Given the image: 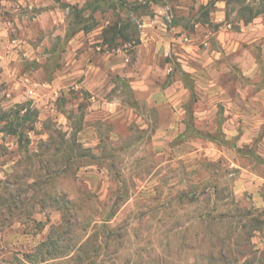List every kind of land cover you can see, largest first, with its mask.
Masks as SVG:
<instances>
[{
	"label": "rangeland",
	"instance_id": "1",
	"mask_svg": "<svg viewBox=\"0 0 264 264\" xmlns=\"http://www.w3.org/2000/svg\"><path fill=\"white\" fill-rule=\"evenodd\" d=\"M226 1L16 9L0 38V264H264V0H239L263 11L246 25ZM155 14L176 41L166 66L137 54ZM119 21L130 41L103 46ZM51 235L61 257L40 248Z\"/></svg>",
	"mask_w": 264,
	"mask_h": 264
},
{
	"label": "crops",
	"instance_id": "2",
	"mask_svg": "<svg viewBox=\"0 0 264 264\" xmlns=\"http://www.w3.org/2000/svg\"><path fill=\"white\" fill-rule=\"evenodd\" d=\"M41 5L42 6L45 5L41 2V0H13V1L0 0V6L5 7L2 8V10L7 11V14L5 16L7 20L0 17V38H2V35H5L8 32L9 27L7 26L8 25L11 26L13 24L11 20L15 21V23L20 22L18 16H13L16 9L28 8L32 10L34 7L39 8ZM55 12L56 11H49L48 13L46 11L41 12L37 15L35 19H33V22L38 23L37 25L38 28L48 27L52 24V22L54 23L55 21V19L53 18V14L55 15ZM142 27H143V32H142V37L140 38V44L136 46L138 49L137 52L138 57L140 58L142 55H145L147 57V60L152 62V64H156L157 60L159 62L162 60L164 61V59L168 56V54L171 51V45L175 46L172 44V42L173 41L176 42V41L173 37L170 36L169 32H167V30L165 29L161 16L155 14V16H153L152 18L146 17ZM183 54L185 55L184 52ZM183 54L181 55L179 52H175L174 54L177 57V61L181 64L182 70L186 74H189V72H193L197 70L194 68V66L197 67L196 64L194 63L187 64L188 60L186 57H184ZM216 55L218 54L215 53V56ZM163 65L166 66L167 62L164 61ZM205 65H209V67L212 66V64H209V61H207ZM154 66L151 68V71L156 69L154 68ZM92 70L93 68L91 66H87L84 69L83 72L86 78Z\"/></svg>",
	"mask_w": 264,
	"mask_h": 264
},
{
	"label": "trees",
	"instance_id": "3",
	"mask_svg": "<svg viewBox=\"0 0 264 264\" xmlns=\"http://www.w3.org/2000/svg\"><path fill=\"white\" fill-rule=\"evenodd\" d=\"M233 1H235V2L238 1V3L240 4L238 12L240 14L241 21L245 25L250 23L254 18H256L257 16H259L260 14L263 13V11L260 10V9L255 10V9L251 8L249 5H244L243 3L240 2L241 0L240 1L239 0H233ZM231 2H232V0H227L226 1L227 6ZM89 5H91V4H89ZM209 6H210V4L208 6L206 5V6H201L200 7V10L204 12L203 13V17H208V15H209ZM76 14L79 15L80 12L76 11ZM123 30L124 29H123V26H122V21L109 23L106 27H104L102 29V32H101V44L103 46L111 47V46L116 45L115 43H116L117 39H123L125 43L129 42L130 41V36H128V34L127 35L124 34ZM174 233H175L174 230L169 231L170 235H174ZM106 237H107V239H109L108 236H106ZM87 241H85L84 243H82L81 245L78 246V248L76 250L77 254H81L82 253V250H83L84 246H86ZM44 247L47 249L46 250L47 251L46 255H48L49 257H51V258L52 257L53 258L61 257L62 253L58 252L59 247H57L56 239L52 238V235L48 238L47 241L41 243L40 248H44ZM83 254H84V252H83Z\"/></svg>",
	"mask_w": 264,
	"mask_h": 264
},
{
	"label": "built area",
	"instance_id": "4",
	"mask_svg": "<svg viewBox=\"0 0 264 264\" xmlns=\"http://www.w3.org/2000/svg\"><path fill=\"white\" fill-rule=\"evenodd\" d=\"M186 41V40H185Z\"/></svg>",
	"mask_w": 264,
	"mask_h": 264
}]
</instances>
